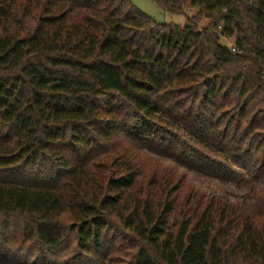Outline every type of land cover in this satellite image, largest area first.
<instances>
[{
	"label": "trees",
	"instance_id": "16d2710c",
	"mask_svg": "<svg viewBox=\"0 0 264 264\" xmlns=\"http://www.w3.org/2000/svg\"><path fill=\"white\" fill-rule=\"evenodd\" d=\"M155 1L0 0V264H264V0Z\"/></svg>",
	"mask_w": 264,
	"mask_h": 264
},
{
	"label": "rangeland",
	"instance_id": "374dc122",
	"mask_svg": "<svg viewBox=\"0 0 264 264\" xmlns=\"http://www.w3.org/2000/svg\"><path fill=\"white\" fill-rule=\"evenodd\" d=\"M137 9L145 13L153 20L158 23H167L171 25L184 26L186 24V14L190 15L194 12L193 9L185 10V14H169L162 10L155 0H129ZM207 19L203 18L198 24L199 27H202L207 24ZM231 40L221 39V43L229 45ZM189 182L196 185L197 187L205 190L212 191L215 193H224L226 191H231L234 189L233 185L230 183H223L216 179L210 177H203L194 174L186 175Z\"/></svg>",
	"mask_w": 264,
	"mask_h": 264
},
{
	"label": "built area",
	"instance_id": "2783aa9c",
	"mask_svg": "<svg viewBox=\"0 0 264 264\" xmlns=\"http://www.w3.org/2000/svg\"><path fill=\"white\" fill-rule=\"evenodd\" d=\"M229 47H230V49L232 50V51H234V45H233V43L231 42V43H229Z\"/></svg>",
	"mask_w": 264,
	"mask_h": 264
}]
</instances>
